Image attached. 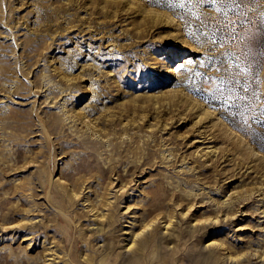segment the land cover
<instances>
[{"label":"rangeland","instance_id":"374dc122","mask_svg":"<svg viewBox=\"0 0 264 264\" xmlns=\"http://www.w3.org/2000/svg\"><path fill=\"white\" fill-rule=\"evenodd\" d=\"M172 3L0 0V264H264V0Z\"/></svg>","mask_w":264,"mask_h":264},{"label":"snow or ice","instance_id":"6c2138e0","mask_svg":"<svg viewBox=\"0 0 264 264\" xmlns=\"http://www.w3.org/2000/svg\"><path fill=\"white\" fill-rule=\"evenodd\" d=\"M157 4H160L162 2H166L169 4V6H175L172 3V0H155ZM189 3H196L199 5H204V4H210V5H216L217 7L215 8V11L223 13L225 17H227L228 12H232L233 14L237 13L238 10L241 8V4L243 3V0H188ZM184 3V0H180V6L182 7ZM228 24L231 25L233 24L232 21H228ZM237 72L234 75V82L236 84L240 85V88L243 89L245 92L248 91V89L251 87L250 82H245L244 84H240V80L238 79L239 76L243 75L245 77L251 76L252 75V64L253 60L251 58H247L243 63H244V68L240 67V62L239 58H237ZM189 64L192 63V61L189 59L187 61ZM183 65L181 64V67ZM229 91H233V89H229ZM252 97L253 98H258L257 92L253 90L252 92ZM248 97L245 96L244 99H247Z\"/></svg>","mask_w":264,"mask_h":264},{"label":"bare ground","instance_id":"6f19581e","mask_svg":"<svg viewBox=\"0 0 264 264\" xmlns=\"http://www.w3.org/2000/svg\"><path fill=\"white\" fill-rule=\"evenodd\" d=\"M184 49H181V50H179L175 55H174V57L173 58H176L175 60H174V63H177L178 62V60H180V59H182V57L181 56H184ZM171 67V66H170ZM74 171V170H73ZM154 236V235H153ZM155 238V237H154ZM148 238L147 237H144V239H137V240H135V244H134V246H135V248L136 249H139V248H141V246L146 242L145 240H147ZM111 248H112V246H111ZM111 250H113V249H111ZM126 259L125 260H127L130 264H138L139 262H140V258L139 257H137L134 253L132 254V255H127L126 257H125ZM124 260V261H125ZM165 264V263H164Z\"/></svg>","mask_w":264,"mask_h":264}]
</instances>
